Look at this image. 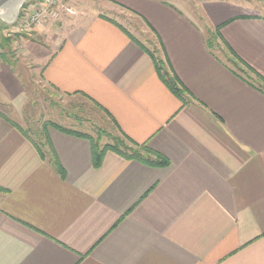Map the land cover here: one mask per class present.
I'll use <instances>...</instances> for the list:
<instances>
[{
	"label": "crops",
	"instance_id": "crops-1",
	"mask_svg": "<svg viewBox=\"0 0 264 264\" xmlns=\"http://www.w3.org/2000/svg\"><path fill=\"white\" fill-rule=\"evenodd\" d=\"M97 2L152 35L148 46L125 27L177 77L187 104L109 15L66 17L60 33L49 22L37 31L53 34L43 47L22 37L41 63H0V264H264V93L228 60L229 47L264 78V15L250 2L205 0L204 26L173 0ZM219 27L225 44L211 50ZM26 68L168 165L108 152L95 168L90 140L53 128L42 157L7 113L27 105Z\"/></svg>",
	"mask_w": 264,
	"mask_h": 264
},
{
	"label": "rangeland",
	"instance_id": "rangeland-1",
	"mask_svg": "<svg viewBox=\"0 0 264 264\" xmlns=\"http://www.w3.org/2000/svg\"><path fill=\"white\" fill-rule=\"evenodd\" d=\"M75 1H73L72 4L75 6L76 16L72 19L77 20L80 17L91 15V13L95 14L99 11L100 13L109 15L114 21L123 24L124 27L132 31L139 39L144 41L146 44L149 43L148 46H151L150 43L155 44L152 35L147 30L146 35L142 34V28L137 26V23H135L134 20L135 18L130 17L126 13H120L116 11L109 12L107 11L108 9H105L97 4L98 0H79V2ZM173 1L183 4L182 6L185 7V9L190 10L189 13L200 25L206 26V23H208L207 19L202 15L200 9L201 2L205 0ZM233 1H242L245 3L250 2L252 5H256L259 8V11L264 15V0ZM35 2L36 0L31 1L33 4ZM97 6H100L99 10ZM66 21L54 24V26H56V32L60 33V30H62L64 27V23L67 24ZM37 31H39V29L35 30L34 34L32 32L31 36H27L28 38L25 37L26 35L23 38L28 39L29 42L32 41L33 43H36L37 47H43V45L45 46L48 41L52 40V33H50V35L48 33L47 35L43 33L41 34V32L37 33ZM26 43L27 40L22 39H19L18 42L14 41V43L11 45L12 47L11 51H9L8 59L11 61L16 60L14 61V64L20 61L23 63L25 62L24 64H26L28 68L32 69L41 62L35 58V50L31 53L27 51V49L24 47V44ZM27 57H29L30 60L28 59V61H25V58ZM25 71L28 73L27 77L29 79L27 87V105L23 113L19 115L12 113L10 109H6L12 120L22 125L27 131H30L34 138H36L35 129L37 126L42 125L46 121L57 123L63 127L77 129L88 134L94 140H99L102 145L109 142L110 136L112 137L118 135V132L114 128L112 122L92 105L87 104L86 101L78 98L66 97L61 94H56L49 85L41 80L38 68H36L33 73H30L28 69Z\"/></svg>",
	"mask_w": 264,
	"mask_h": 264
},
{
	"label": "trees",
	"instance_id": "trees-1",
	"mask_svg": "<svg viewBox=\"0 0 264 264\" xmlns=\"http://www.w3.org/2000/svg\"><path fill=\"white\" fill-rule=\"evenodd\" d=\"M33 1V0H32ZM40 1V0H36ZM31 3V2H30ZM30 3H28L26 6H28ZM25 6V7H26ZM106 18V17H105ZM107 20L111 21L114 23L116 26H118L133 42H135L137 45L143 49V51L151 58L153 61L156 71L160 77V79L163 81V83L167 86V88L175 95L177 96L183 105L187 104V101L185 99V90L181 86L180 82L178 81L177 77L170 74L166 68L164 63L156 56V52L151 51L144 45H142L124 26L118 24L112 19ZM7 27L5 24L0 22V56L2 58V61L8 62L11 65H15L13 61L8 59L9 56V51H11V45L14 43V40L9 39L5 37L4 34H2L3 28ZM27 37V36H25ZM28 38V37H27ZM218 41H222V43L225 44V42L222 39L221 35V27L217 28L214 32L210 34V38L208 40V45L211 50H216V48L220 47V44ZM3 51V52H2ZM228 51L231 54L230 58L228 59L235 67L243 74L246 76L253 75L255 76L256 80L258 81V86L255 83L249 82L253 87L257 88L259 91L264 93V78L257 74L254 70H252L247 64H245L229 47ZM238 75V74H237ZM239 77H242V75H238ZM248 78V77H247ZM105 114L109 117V113L105 112ZM9 122L11 120L7 119ZM111 122L118 132L117 136H110L109 142L106 144L102 145L99 140H94L91 136L88 134L81 132V131H76L73 129H68L66 127H63L57 123L51 122V121H46L42 125L37 126L35 129V135L36 138H34L31 135L30 131H25L21 126L20 130L24 132V134L28 137L29 139L33 140L35 142L34 144L36 145V148L38 149L40 155L43 157V152L42 148L45 146H48L51 148V141L48 135V129L53 128L55 130H58L60 132H64L67 134L75 135L77 137L85 138L91 141L92 144V158H93V165L95 168H100L103 163V159L108 152H113L125 160L128 161H138L143 164L153 166V167H164L168 165V161L157 154L156 152L152 151L147 144H137L133 142L130 138H128L119 128L118 124L113 120L111 117ZM16 125V124H15ZM52 158L54 163L59 166L58 160L54 152H52ZM59 169L61 172L62 169L59 166ZM0 191H2L0 189Z\"/></svg>",
	"mask_w": 264,
	"mask_h": 264
},
{
	"label": "built area",
	"instance_id": "built-area-1",
	"mask_svg": "<svg viewBox=\"0 0 264 264\" xmlns=\"http://www.w3.org/2000/svg\"><path fill=\"white\" fill-rule=\"evenodd\" d=\"M76 15V10L67 0H40L30 3L21 11L20 18L3 30V34L18 42L25 35H29L37 29L44 28L49 22L58 23L66 17ZM2 58L0 56V63Z\"/></svg>",
	"mask_w": 264,
	"mask_h": 264
},
{
	"label": "water",
	"instance_id": "water-1",
	"mask_svg": "<svg viewBox=\"0 0 264 264\" xmlns=\"http://www.w3.org/2000/svg\"><path fill=\"white\" fill-rule=\"evenodd\" d=\"M31 0H0V22L6 26L14 25L20 18L22 9Z\"/></svg>",
	"mask_w": 264,
	"mask_h": 264
}]
</instances>
